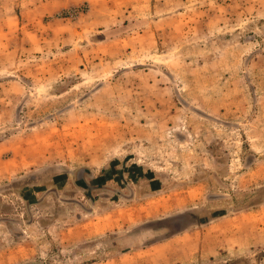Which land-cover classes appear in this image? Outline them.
Here are the masks:
<instances>
[{
  "label": "rangeland",
  "instance_id": "obj_1",
  "mask_svg": "<svg viewBox=\"0 0 264 264\" xmlns=\"http://www.w3.org/2000/svg\"><path fill=\"white\" fill-rule=\"evenodd\" d=\"M0 264H264V0H0Z\"/></svg>",
  "mask_w": 264,
  "mask_h": 264
}]
</instances>
